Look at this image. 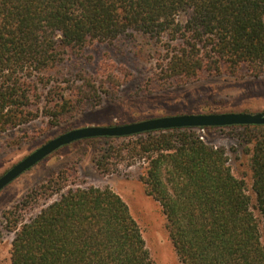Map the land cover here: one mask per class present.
Returning <instances> with one entry per match:
<instances>
[{
  "label": "trees",
  "instance_id": "16d2710c",
  "mask_svg": "<svg viewBox=\"0 0 264 264\" xmlns=\"http://www.w3.org/2000/svg\"><path fill=\"white\" fill-rule=\"evenodd\" d=\"M141 37L163 42L148 85L236 76L243 68L256 77L264 70V0H0V134L39 116L56 127L116 101L133 79L116 58ZM200 129L238 142L250 187L244 172L233 173L227 149ZM75 142L92 145L102 174L146 163L139 179L160 204L182 264H264V124ZM76 171L77 164L57 169L1 212L0 233L14 234L11 264H154L122 197L76 183Z\"/></svg>",
  "mask_w": 264,
  "mask_h": 264
},
{
  "label": "rangeland",
  "instance_id": "374dc122",
  "mask_svg": "<svg viewBox=\"0 0 264 264\" xmlns=\"http://www.w3.org/2000/svg\"><path fill=\"white\" fill-rule=\"evenodd\" d=\"M135 45L132 51L125 47L124 53L116 58L118 63L133 72V79L121 86L116 101H105L56 127L47 128V119L39 116L25 125L1 133L0 175L47 140L77 127L116 125L189 113L264 112V70L256 77L249 75L243 68L236 76L202 75L187 83L175 80L166 87L160 83L148 85L149 77L159 70L162 63L163 42L153 43L141 37ZM147 86L151 91L145 90ZM200 132L208 143L227 149L233 173L239 176L244 172L250 187L247 158L242 154L238 142L216 129H200ZM74 142L56 149L2 188L0 214L52 172L66 165L77 164L76 183L108 186L126 202L154 264H182L168 235L160 204L146 194L139 179V175L145 173L146 163L139 161L128 167L121 166L116 173L102 174L92 164V145ZM248 192L253 197L251 191ZM38 209L36 206L27 209L23 212V218L27 220ZM254 212L257 213L256 210ZM13 235V232L7 231L0 233V264H11ZM261 241L264 245L263 232Z\"/></svg>",
  "mask_w": 264,
  "mask_h": 264
},
{
  "label": "water",
  "instance_id": "95a60500",
  "mask_svg": "<svg viewBox=\"0 0 264 264\" xmlns=\"http://www.w3.org/2000/svg\"><path fill=\"white\" fill-rule=\"evenodd\" d=\"M264 124V112H221L166 115L116 125H89L65 131L37 147L0 175V190L21 173L56 149L74 141L94 137H122L147 131L183 127H218L228 125Z\"/></svg>",
  "mask_w": 264,
  "mask_h": 264
},
{
  "label": "built area",
  "instance_id": "2783aa9c",
  "mask_svg": "<svg viewBox=\"0 0 264 264\" xmlns=\"http://www.w3.org/2000/svg\"><path fill=\"white\" fill-rule=\"evenodd\" d=\"M201 138H202V136H201Z\"/></svg>",
  "mask_w": 264,
  "mask_h": 264
}]
</instances>
